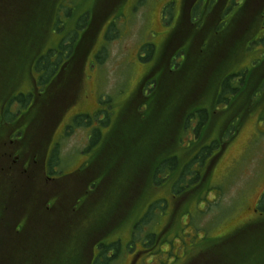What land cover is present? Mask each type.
<instances>
[{"label": "rangeland", "instance_id": "rangeland-1", "mask_svg": "<svg viewBox=\"0 0 264 264\" xmlns=\"http://www.w3.org/2000/svg\"><path fill=\"white\" fill-rule=\"evenodd\" d=\"M31 1L43 0H0V81L1 61L5 65L8 58L13 61L10 70L17 64L19 73L8 74L5 87L14 94L28 95L32 76H38L50 57L46 54L37 58L41 49L70 43L72 33L78 39L91 34L88 45L80 44L78 48V70L74 74L81 85L78 95L66 100L72 102L64 113V100L54 105L58 119L54 139L57 138L56 155L60 156L58 168L68 171L83 162L88 187L94 189L95 195L98 188L105 189L104 201L95 203L91 210L92 218L100 215L106 224L101 243L106 245L108 259L103 258V264H187L196 253L204 251H208L204 264L209 259L213 261L207 264H230L224 261L220 252L223 250L231 252L228 255L236 259L234 264H259L256 254L246 258L240 255L250 243L242 236L234 239L232 246L218 245L219 251L207 245L249 219L264 220V209L259 207L264 192V0H253L247 12L239 11L244 0H211L208 6L204 5L206 0H195L190 16L184 19L185 6L191 0H52L49 23L44 18L37 23L38 45L28 43L16 49L11 46L16 45L20 32L19 26L15 32L10 30L11 14L16 5L25 7ZM97 11L100 18L95 19ZM79 19L89 22L87 29L77 28ZM180 22L181 26L176 27ZM226 34L232 35L222 40ZM148 44L151 52H146ZM251 69L257 80L250 86ZM165 70L174 72L178 80L165 82L169 85L168 96L159 104L154 120L150 99L145 97ZM16 80L20 81L16 84ZM224 80L233 86L241 80L240 92L225 95L228 102L219 97ZM60 85L61 82L56 88ZM250 93L254 95L248 97ZM20 106L16 101L15 109ZM212 110H216L214 118L209 116ZM175 114L179 115L177 122L182 128L180 131L176 125L170 129L175 142L170 140L169 132L165 140L154 139ZM189 114L199 119L207 114L197 133L190 128L196 120L189 119V128L182 126L184 116ZM78 116L87 117L80 122L82 125L75 124ZM93 134L95 138H91ZM223 135L230 139L212 163L209 178L197 188L186 182L182 190L173 191L180 168L158 186L154 181L161 179L159 174L147 180L145 169L139 174L129 170L123 177L119 173L120 164L136 160L150 166L177 156L183 162L188 158L187 152L193 156L200 146H208ZM196 138L202 143L196 144ZM189 142L195 144L186 151ZM212 151L208 149L212 155L205 157L204 165L215 155ZM115 160L117 170L113 171ZM145 173L152 178V171ZM50 178H55V174ZM155 201L160 202L159 208L152 207L150 216L132 234L134 224L149 213L147 209ZM254 205L258 210L254 211ZM150 233L159 235L160 244L146 254ZM57 236L70 238L64 251L79 253L81 257L82 245L75 229L65 228ZM99 244L86 243L85 247L93 245L96 251ZM49 250L42 248L39 253ZM11 264L23 263L14 258ZM70 264H75L74 258Z\"/></svg>", "mask_w": 264, "mask_h": 264}, {"label": "flooded vegetation", "instance_id": "flooded-vegetation-1", "mask_svg": "<svg viewBox=\"0 0 264 264\" xmlns=\"http://www.w3.org/2000/svg\"><path fill=\"white\" fill-rule=\"evenodd\" d=\"M79 46L56 44L41 49L38 56L42 58L49 54L50 64L54 66L44 64L38 76H32L33 83L28 92L32 98L25 110H20L21 106L15 109V102L19 101L17 97L24 93L14 94L5 87L6 76L17 75L18 66L10 70L13 61L6 58L5 65L4 60L1 61L0 264H11L14 258L23 264H70L75 256L84 264H95V261L103 264L104 244L101 241L106 234V224L100 215L92 218L91 210L95 203L104 201L105 189L98 188L95 195L94 189L88 187L89 177L83 162L68 171L58 168L60 156L56 155L57 138L54 139L58 125L53 109L55 103L65 101L64 113L72 102L67 103L66 100L74 98L80 91L81 85L74 78L78 70ZM7 52L6 49L8 56ZM58 57L60 64L56 61ZM19 81L16 80V84ZM59 82L61 85L57 89ZM62 128L63 133L65 126ZM52 174L55 178H50ZM206 178H209V173ZM253 209L258 210L257 205ZM71 227L78 233V243L83 250L81 257L79 253L64 251V245L70 238L57 236L63 229ZM96 242H100L96 251L93 245L85 247L86 243ZM42 248L50 250L39 253ZM207 256V252H200L191 260L204 264Z\"/></svg>", "mask_w": 264, "mask_h": 264}, {"label": "trees", "instance_id": "trees-1", "mask_svg": "<svg viewBox=\"0 0 264 264\" xmlns=\"http://www.w3.org/2000/svg\"><path fill=\"white\" fill-rule=\"evenodd\" d=\"M206 1L204 2V5L208 6L210 4L211 0H206ZM252 2H253V0H244V2L242 4H240L239 11L240 12H247V10L250 7V4H252ZM52 8H53L52 0H43L42 2L31 1L25 7L21 6L20 4L16 5L14 7L15 12L13 14H11L12 21H11V25L9 27H10L11 31L15 32V29L19 26L20 35L16 36V39H15L16 45H13L11 47H15L17 49L19 45H28V43H30L31 46H35V45L37 46L39 43L38 39H39V35H40L37 23H38V21L41 22V19L44 18L48 24L50 19L53 16V14H52L53 9ZM96 15H97V17L95 19L100 18V12L97 11ZM85 16L86 15L84 14V17ZM182 19H184V16H182ZM88 24H89L88 21L83 22V19H79L77 22V28L87 29ZM181 24H182V22H180L178 25H176V27H178L179 25L181 26ZM233 29H234V27H233ZM72 34L73 35L69 36L70 37V39H69L70 43H65V44H70V45L84 44V46H87L89 43V40H91V34H88V35L84 34L79 39L77 38V35L75 33H72ZM229 35H232V34H229ZM229 35L226 34V36H223L222 40L225 39V37H227ZM76 38L78 39L77 41H76ZM106 38H109L108 34H107ZM75 41H76V43H75ZM59 44L61 46L65 45L62 43H59ZM148 46H149V48H148ZM145 48H146V52L152 51L151 44L146 45ZM65 51H67L66 53H69L68 50H65ZM50 52L51 51H49L48 53H50ZM99 53H98V55H99ZM75 56H76V54L74 55V57ZM39 57L40 56H38L37 58H39ZM59 58L60 57L56 58V61L58 64H60ZM38 61H41V59H39ZM44 64L48 67L54 66V64H50L49 58L47 59V61H45ZM255 65L260 67L259 64H255ZM245 71H246V69L244 70V72ZM241 75H243V74L241 73ZM241 75H240V77H241ZM250 75H252V69H251ZM145 79H147V77ZM176 79H177V77L174 75V72L170 73L169 70H165L163 75L160 78H158V80L155 81L154 86L151 88H148L150 90L147 93V96L145 97V99H150L149 102H150V106H151V118H154V120H155V118L158 117L159 104L164 99H166L168 96L169 85H167L165 82L166 81H169L170 83L176 82ZM256 80H257L256 75H252L251 80L249 81L248 84L251 86V84L253 85V83ZM240 82H241V80H239V83L237 86H233V85H230V83H228L227 80L222 81L221 90L219 93L220 100L221 101H227V97L225 95L230 94L231 92H233V93L240 92V89H241L240 88V86H241ZM193 88L194 87H192V89ZM248 89L249 88H247V90ZM188 94H189V92H188ZM253 95H254V93L247 94L248 97H252ZM31 98H32L31 94H28V95L19 94V96L17 97V99L19 100L18 102L21 104L22 107H25L27 105L29 106V101H31ZM138 100H139V102H141L143 100V96H142V98H140ZM236 113H237V111H236ZM215 114H216V110H212L209 113V116H211L210 118H214ZM178 116L179 115L175 114L174 116H172V118H170V120L168 121V123L166 125L163 124L164 126L162 125L161 129H160V131H161L160 135L157 136L155 134L154 139H157L158 137H163V140H165L166 135L169 132L170 140H173L172 142L174 143L175 142V138L173 137L174 133H173V130H170V129H172V127L175 128V126L177 125V128L180 131H182V128H180V126L178 125V122H177ZM184 117H185L184 125H182V123H181L183 128H185V129L189 128V124L191 122L189 119L196 120V123L193 122L190 127H191V130L194 129V131H193L194 133H197L200 125L205 122L204 120L206 119L207 114H205V116L202 119L194 117L193 114H189V115H186ZM151 118L149 120H151ZM82 119H83V116H79V118L75 120V124H79V121ZM225 119H224V121H225ZM228 121H229V119L226 120V122H228ZM169 122H171V124ZM182 122H183V120H182ZM226 122H223V123L225 124ZM237 125H238V123L236 124V128L233 129L234 133L238 129ZM155 132H156V130H155ZM228 139H230V138L223 135L218 140L211 141L208 146L202 145V146H200V149L197 151V153L193 156H188L189 152H187L188 158L183 162H181L177 156H170L168 158H163L160 161H157L153 164H150V166L143 165L141 161L136 160L132 163L125 164L123 166H121V164H120L119 173L123 177L124 174H129V170H134L138 174L141 173L142 171L144 172V169H145V172L146 171H150V172L152 171V178H149L145 172H144V177L147 180H150L159 174V177L161 179L158 181L153 180L155 182L156 186H158L160 181H163L165 178L170 177L171 174L177 168H180L176 174L174 183L172 185L173 191L182 190L183 189L182 187H184L186 182L190 183V184L193 183L194 185H196V188H197L201 184H204V181H206V179H204V174H201L202 172H200L199 170L203 169L204 167L206 168V166L204 165L205 157L207 155L208 156L212 155L211 153L208 152V149L213 150L212 153L215 151V155H216L217 153H219V151L222 149V147L228 142ZM195 142H196V144L202 143L199 138L198 139L196 138ZM193 144H195V143L189 142L188 147L186 148V151L188 149H190L193 146ZM162 152H165V151H162ZM181 163H184V164H181ZM115 165H114L115 169H113V171L117 170V161L116 160H115ZM169 172H170V174H169ZM126 177H128V176L125 175V178ZM124 195H125V193H122V196H124ZM128 196H130V195H128ZM200 199H202V198H200ZM126 203H128V202H126ZM157 204H160V202L155 201L154 204L149 205V207L147 209V211H149V213L146 216L140 217L139 222H136L134 224V226H133L134 230L132 231V234L135 232V229L137 226L143 225V222L145 220H147V216H150L151 208L152 207H158ZM259 204H260L259 207L264 209V192L262 194V197L260 199ZM113 224H114V226H116L117 219H116V222ZM256 231L259 232V235H254V236L250 235V233H253ZM241 236L243 238L248 239L250 241V243L245 245L246 248L244 250V253H240V255L243 256L244 258H246L248 255L254 256L256 254L257 256H259V261H258L259 264H264V257L261 258L262 255L264 256V220L263 221H261L259 219L252 220V221L234 229L233 231L228 233L226 236L220 238L217 242L210 243L207 246H210L211 250L213 248H216L218 250L217 246L222 244V243H223L222 244L223 247H226L227 245L232 246L234 239L241 237ZM158 237H159V235H157V234H154V233L149 234V238H150L149 241L150 242L147 243L145 241L147 244L146 250H145L146 254L148 252H150L151 248L157 247V245L160 244V240L158 239ZM151 242H152V244H151ZM224 242H228V243H224ZM112 243H109V244H112ZM109 244H107V245H109ZM110 246H108V247H110ZM105 247H106V245H104V249H105ZM119 248H120V246L118 247V249H116V252L119 250ZM206 252H208V251H204V253H206ZM220 252H223V257H225L224 261H227L230 264H234L236 262V259L233 258L232 255H228L231 252L226 253L224 250L220 251ZM102 257L108 259V257L105 256V251L103 252ZM74 259H75V264H84V262H82V260H78V256H75ZM218 259H220L222 261V259L217 256L216 260H218ZM204 260H206V259H204ZM209 260L210 261H206V262L209 263V262L213 261L211 259H209ZM96 262L97 261H95V264H96ZM188 264H198V263H196L195 260H193V261L191 260Z\"/></svg>", "mask_w": 264, "mask_h": 264}]
</instances>
